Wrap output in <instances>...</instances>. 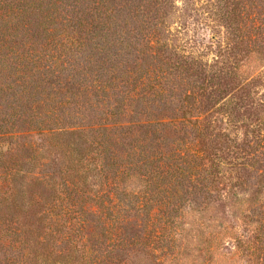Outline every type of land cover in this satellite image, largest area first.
<instances>
[{"label":"trees","instance_id":"obj_1","mask_svg":"<svg viewBox=\"0 0 264 264\" xmlns=\"http://www.w3.org/2000/svg\"><path fill=\"white\" fill-rule=\"evenodd\" d=\"M180 1L0 0V264H264V0Z\"/></svg>","mask_w":264,"mask_h":264},{"label":"rangeland","instance_id":"obj_2","mask_svg":"<svg viewBox=\"0 0 264 264\" xmlns=\"http://www.w3.org/2000/svg\"><path fill=\"white\" fill-rule=\"evenodd\" d=\"M204 18V15H200L198 20L192 21L189 24L186 34H184L185 32L181 30V33H177L175 35H180L177 41L175 42L171 40V42H174L181 47L185 45L188 49L194 48L197 51H208V56H206L205 59H211L216 48L217 41L223 39V36L226 35V29L223 26H213V24H209V22H207L206 26L203 28V23L205 22ZM175 36L171 38H174ZM199 40L202 42H199ZM193 46L198 47L195 48ZM143 63L144 67L148 62L144 61ZM263 90L264 88H262V91Z\"/></svg>","mask_w":264,"mask_h":264}]
</instances>
